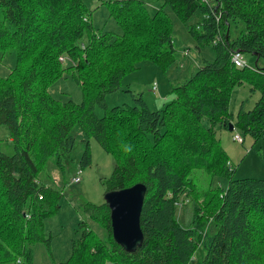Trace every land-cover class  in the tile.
Masks as SVG:
<instances>
[{
	"label": "trees",
	"instance_id": "1",
	"mask_svg": "<svg viewBox=\"0 0 264 264\" xmlns=\"http://www.w3.org/2000/svg\"><path fill=\"white\" fill-rule=\"evenodd\" d=\"M163 1L154 15L142 0L115 1L109 17L121 32L97 33L83 0H0V52H16L15 66L0 75V126H7L15 149L12 155L0 150V264H30L29 244L50 246L42 229L60 210L62 194L41 182L39 172L51 157L73 150L76 126L114 157L107 191L146 186L144 238L135 252H126L113 239L108 204L86 203L88 219L79 223L80 235L61 264H192L199 248L204 257L197 264H264V179H234L217 136L218 128L229 131L232 124L256 141L264 138V68L231 62L235 51L264 61V0H214L213 6ZM165 6L184 23L203 14L189 31L197 48L213 49L214 60H203L159 110L141 96L133 106L108 108L105 96L120 88L135 69L132 62L146 59L165 68L176 60ZM239 24L244 29L233 37ZM69 78L81 87L80 103L50 93ZM244 83L260 97L234 117L232 91ZM260 157L264 162V153ZM91 162L88 139L81 168ZM198 172L227 185L201 188ZM185 197L193 210L184 226L177 208L190 206ZM211 223L218 228L213 235Z\"/></svg>",
	"mask_w": 264,
	"mask_h": 264
},
{
	"label": "rangeland",
	"instance_id": "2",
	"mask_svg": "<svg viewBox=\"0 0 264 264\" xmlns=\"http://www.w3.org/2000/svg\"><path fill=\"white\" fill-rule=\"evenodd\" d=\"M115 1L120 0H83L86 8L92 11L91 21L97 33L121 32L116 21L109 17L110 4ZM142 1L146 4L150 15H154L164 3L163 0ZM213 5H215L214 2ZM165 11L169 14L172 22V42L176 60L165 68L146 59L132 62L135 69L122 77L120 88L105 96L108 108L133 106L134 99L141 96L151 110H159L164 104L174 99V95L171 93L172 89L189 78L203 60H214L213 49L210 46L197 48L195 38L189 31V27L197 24L202 19L203 14L198 11L187 23H184L168 6H165ZM243 29V24L233 27L231 29L232 36L235 37ZM244 57L250 70L264 68L263 60H257L256 57L248 54ZM15 63L16 52L14 50L4 54L0 52V75L6 76L15 66ZM50 93L54 98L62 101L69 98L76 103L82 101L80 85L70 78L58 80L50 87ZM259 97V92L251 90L248 83L234 88L229 106L230 112L236 117L241 108L246 111L251 110ZM95 111L99 117L104 114V110L100 107H96ZM234 134H240L244 142L239 144L233 141L232 136ZM72 135L75 138L73 150L59 157H51L39 172L41 182L62 194L61 208L44 221L42 234L45 239L51 237L50 246L48 247L46 242L29 244L28 247L32 250L30 264H61L65 262L71 255L72 240L80 235L79 223L88 219L84 211L85 204L100 205L106 201L107 185L104 184V180L113 173L114 157L106 153L94 138H87L79 126L73 128ZM217 136L232 168L235 170L234 179H264V162L260 157L264 153V138L256 141L249 134H244L239 128H234L233 131L218 128ZM88 139L92 162L90 165L81 168ZM0 150L7 155H12L15 151L6 125L0 126ZM79 171H81L80 174ZM78 175L81 176V182L75 184L72 179ZM195 181L201 188H207L210 182H213V186L225 187L227 185V180L215 179L213 181L202 172H198ZM184 201H187L188 205L192 204V199L188 197H185ZM186 206L182 209L177 208V213L180 212L179 220L184 226L188 220L190 221L193 210L191 205ZM92 227L99 235L103 234V229L98 225ZM217 229V226L211 223L208 229L209 234H215ZM203 257L204 250L199 248L192 264H197ZM1 264L21 263L12 261Z\"/></svg>",
	"mask_w": 264,
	"mask_h": 264
},
{
	"label": "water",
	"instance_id": "3",
	"mask_svg": "<svg viewBox=\"0 0 264 264\" xmlns=\"http://www.w3.org/2000/svg\"><path fill=\"white\" fill-rule=\"evenodd\" d=\"M257 60L259 59L256 55ZM234 126L230 124L229 131ZM147 188L137 183L129 188L107 191L105 202L110 209L111 228L114 241L126 252L133 253L143 243L140 217Z\"/></svg>",
	"mask_w": 264,
	"mask_h": 264
},
{
	"label": "built area",
	"instance_id": "4",
	"mask_svg": "<svg viewBox=\"0 0 264 264\" xmlns=\"http://www.w3.org/2000/svg\"><path fill=\"white\" fill-rule=\"evenodd\" d=\"M202 2L206 3L209 6H213V1L214 0H201ZM60 60H63L62 58H60ZM231 62L238 68H245L247 67V61L244 57V54L240 51H235L233 52L232 56H231ZM232 140L241 144L243 143V137L240 134H234L232 137ZM81 173V171H79V174ZM72 182L75 184H78L81 182V176H76L72 179Z\"/></svg>",
	"mask_w": 264,
	"mask_h": 264
}]
</instances>
